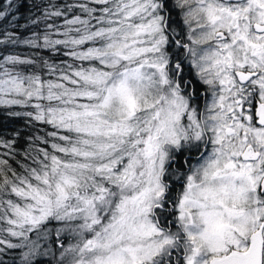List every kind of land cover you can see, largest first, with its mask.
<instances>
[{"label": "snow or ice", "instance_id": "obj_1", "mask_svg": "<svg viewBox=\"0 0 264 264\" xmlns=\"http://www.w3.org/2000/svg\"><path fill=\"white\" fill-rule=\"evenodd\" d=\"M0 264H264V0H0Z\"/></svg>", "mask_w": 264, "mask_h": 264}, {"label": "trees", "instance_id": "obj_2", "mask_svg": "<svg viewBox=\"0 0 264 264\" xmlns=\"http://www.w3.org/2000/svg\"><path fill=\"white\" fill-rule=\"evenodd\" d=\"M10 126H16V127H18L19 125H10Z\"/></svg>", "mask_w": 264, "mask_h": 264}]
</instances>
